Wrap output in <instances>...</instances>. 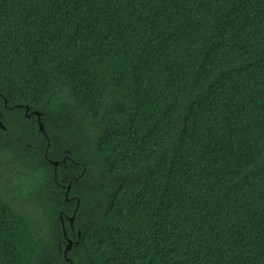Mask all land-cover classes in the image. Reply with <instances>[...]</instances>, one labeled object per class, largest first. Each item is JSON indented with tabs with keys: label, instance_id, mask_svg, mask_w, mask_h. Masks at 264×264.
I'll return each instance as SVG.
<instances>
[{
	"label": "trees",
	"instance_id": "1",
	"mask_svg": "<svg viewBox=\"0 0 264 264\" xmlns=\"http://www.w3.org/2000/svg\"><path fill=\"white\" fill-rule=\"evenodd\" d=\"M0 120V264H264V0H0Z\"/></svg>",
	"mask_w": 264,
	"mask_h": 264
},
{
	"label": "water",
	"instance_id": "2",
	"mask_svg": "<svg viewBox=\"0 0 264 264\" xmlns=\"http://www.w3.org/2000/svg\"><path fill=\"white\" fill-rule=\"evenodd\" d=\"M35 114L38 116L40 131L44 132V126L40 121V114L38 112H35ZM0 126L5 129L1 120H0ZM52 163L55 167H57L59 165V162H52ZM68 190H70V186L68 187ZM73 220H74V218H71V222H73ZM65 235H66V232H65ZM73 244H74V242H72L71 240H68V244H67L66 249H65V255H67L68 251L72 249ZM76 244L78 245L79 243L77 242Z\"/></svg>",
	"mask_w": 264,
	"mask_h": 264
}]
</instances>
